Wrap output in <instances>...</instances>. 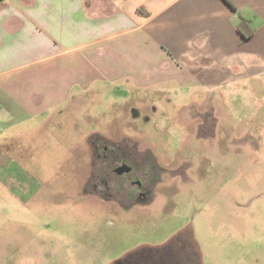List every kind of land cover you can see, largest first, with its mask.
I'll use <instances>...</instances> for the list:
<instances>
[{
	"label": "rangeland",
	"instance_id": "1",
	"mask_svg": "<svg viewBox=\"0 0 264 264\" xmlns=\"http://www.w3.org/2000/svg\"><path fill=\"white\" fill-rule=\"evenodd\" d=\"M173 91L98 86L4 128L0 264H137L157 250L171 253L164 264H264V75L230 90ZM105 137L155 154L148 200L86 191L89 144ZM91 176L90 191L102 193Z\"/></svg>",
	"mask_w": 264,
	"mask_h": 264
},
{
	"label": "crops",
	"instance_id": "2",
	"mask_svg": "<svg viewBox=\"0 0 264 264\" xmlns=\"http://www.w3.org/2000/svg\"><path fill=\"white\" fill-rule=\"evenodd\" d=\"M263 75L264 0H0V133L98 86L160 95Z\"/></svg>",
	"mask_w": 264,
	"mask_h": 264
},
{
	"label": "flooded vegetation",
	"instance_id": "3",
	"mask_svg": "<svg viewBox=\"0 0 264 264\" xmlns=\"http://www.w3.org/2000/svg\"><path fill=\"white\" fill-rule=\"evenodd\" d=\"M211 117L209 116V118ZM211 124L213 126L211 122L205 123L208 131H212ZM202 127L204 126H200V130L203 129ZM112 140V138L107 139L105 137L103 144L98 143L99 139L89 144V148L91 147L89 153L93 160L90 162V179L88 183L86 182V191L101 195L100 197L108 198L117 203L148 200L159 178L160 163L157 157L151 150H146L145 155H139L137 152L141 150L139 149V144L132 143L130 140L127 141V138L122 142ZM132 147H135V149H131ZM96 157L98 159L97 163L94 162ZM91 175L99 178V183L104 190L102 193L99 194L94 185L90 191ZM189 247L196 250L191 243H189ZM194 252L196 257L197 255L199 256L197 250ZM156 255L159 256L158 260ZM170 255L171 253H167L166 257H164L163 252H160V250L147 252L144 256L146 261H139L137 264H158L157 261L160 259V264H164V260L168 259ZM120 264H130V262L121 261Z\"/></svg>",
	"mask_w": 264,
	"mask_h": 264
},
{
	"label": "trees",
	"instance_id": "4",
	"mask_svg": "<svg viewBox=\"0 0 264 264\" xmlns=\"http://www.w3.org/2000/svg\"><path fill=\"white\" fill-rule=\"evenodd\" d=\"M239 28H240V30L242 31V33H244V37L247 39V38H249L250 36H252V30L250 29V28H248V27H246L244 24H241L240 26H239ZM244 31V32H243ZM247 32V33H246ZM195 248V247H194Z\"/></svg>",
	"mask_w": 264,
	"mask_h": 264
}]
</instances>
